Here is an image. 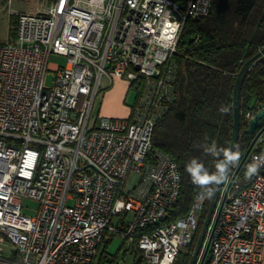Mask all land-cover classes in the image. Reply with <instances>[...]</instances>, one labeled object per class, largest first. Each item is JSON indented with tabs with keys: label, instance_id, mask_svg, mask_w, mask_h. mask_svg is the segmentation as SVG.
<instances>
[{
	"label": "built area",
	"instance_id": "obj_1",
	"mask_svg": "<svg viewBox=\"0 0 264 264\" xmlns=\"http://www.w3.org/2000/svg\"><path fill=\"white\" fill-rule=\"evenodd\" d=\"M212 2L47 0L16 13L0 44V264H97L114 236L136 245L143 264H174L193 243L208 195L167 219L182 174L153 150V135L173 100L183 26ZM117 79L136 100L127 116L101 114L97 98ZM248 160L257 170L235 178L214 227L215 213L204 264H264V135ZM132 172L140 179L130 189ZM25 199L38 202L31 214Z\"/></svg>",
	"mask_w": 264,
	"mask_h": 264
},
{
	"label": "trees",
	"instance_id": "obj_2",
	"mask_svg": "<svg viewBox=\"0 0 264 264\" xmlns=\"http://www.w3.org/2000/svg\"><path fill=\"white\" fill-rule=\"evenodd\" d=\"M263 47L264 0H213L209 15L188 18L183 26L174 54L173 100L155 125L153 150L168 153L178 163L182 174L178 203L168 215V220L187 214L198 191H204L208 200L193 243L174 264H189L217 187V183L206 187L193 184L186 165L195 158L210 174L216 173V164L223 160V156L209 153L206 149L212 145L217 150L229 149L233 130L234 84L244 63ZM262 107L264 56L251 68L243 85L241 133L235 150L239 152L240 160L231 165L228 178L235 172L252 141L245 132L250 121L246 114ZM248 167L249 160L238 178L249 177ZM132 248L134 264H143L142 251L136 245ZM104 260L113 261L114 258L103 252L99 254L97 264H103Z\"/></svg>",
	"mask_w": 264,
	"mask_h": 264
},
{
	"label": "rangeland",
	"instance_id": "obj_3",
	"mask_svg": "<svg viewBox=\"0 0 264 264\" xmlns=\"http://www.w3.org/2000/svg\"><path fill=\"white\" fill-rule=\"evenodd\" d=\"M47 0H0V44L7 43L13 36L12 28L15 26L16 13L18 11H33L39 8L44 9ZM52 65L56 63L64 64L65 58L63 56L52 55L50 57ZM54 72L49 71L47 76V85H51L54 78ZM116 84V83H115ZM110 87L107 90H102L97 98L96 107L101 114H105L109 107V101L106 95L115 89ZM121 98L119 103L124 107L133 105L136 100V91L134 89H128L127 82L121 87ZM140 179L139 174L132 172L129 176L127 187L133 188L138 184ZM24 211L31 214V209L38 206V202L34 199H25L23 202ZM28 206V207H26ZM105 252L109 258L113 257V261L104 260L103 264H134L135 252L131 245L124 241L119 236H114L109 240V237L102 243L99 254Z\"/></svg>",
	"mask_w": 264,
	"mask_h": 264
},
{
	"label": "water",
	"instance_id": "obj_4",
	"mask_svg": "<svg viewBox=\"0 0 264 264\" xmlns=\"http://www.w3.org/2000/svg\"><path fill=\"white\" fill-rule=\"evenodd\" d=\"M264 56V47L253 57L248 59L244 65L242 66L241 70L239 71L235 84H234V90H233V110H234V117H233V130H232V137L229 149L232 151H235L239 138L241 133V98H242V90L243 85L245 82V79L251 70V68L256 64V62L261 59ZM246 134L252 139L249 148L247 149L246 153L244 154L243 158L241 159L238 167L236 168L235 172L231 176V178H228V172L230 170V167L228 168V171L226 173V178L224 181L217 184L215 193L211 199L210 206L207 212V215L205 217L203 227L200 231L198 241L196 243L195 249L192 253L191 259L189 261V264H196L197 260L203 250L202 258L200 261V264H204L209 251H210V244L213 237V232L210 233L209 237L208 235V229L211 221L213 220V217L216 214V219L214 223V227L217 224V219L220 215L222 206L227 198L228 192L235 180V178L238 176L239 172L243 168L244 164L248 160L249 154L254 148L257 140L264 135V107L259 109L256 114L251 118L249 121V124L247 128L245 129ZM224 190V191H223ZM223 193V194H222ZM221 199V203L219 205L218 211L217 207L219 204V200ZM206 242V243H205ZM205 244V246H204ZM204 247V248H203Z\"/></svg>",
	"mask_w": 264,
	"mask_h": 264
},
{
	"label": "clouds",
	"instance_id": "obj_5",
	"mask_svg": "<svg viewBox=\"0 0 264 264\" xmlns=\"http://www.w3.org/2000/svg\"><path fill=\"white\" fill-rule=\"evenodd\" d=\"M209 153H215L217 156H223V160L216 164V173L210 174L204 165L197 159H192L186 165V171L190 175L193 184L206 187L213 183H220L225 180L226 173L229 166L237 164L240 160V154L238 151H232L230 149L217 150L215 145L206 149ZM257 167L255 164L249 165L248 173L252 174L256 172Z\"/></svg>",
	"mask_w": 264,
	"mask_h": 264
},
{
	"label": "crops",
	"instance_id": "obj_6",
	"mask_svg": "<svg viewBox=\"0 0 264 264\" xmlns=\"http://www.w3.org/2000/svg\"><path fill=\"white\" fill-rule=\"evenodd\" d=\"M127 81L124 79H117L114 84L111 86H116L114 87L115 89H112L107 95L106 97L108 98L109 101V107L107 108V111L104 115H108V116H127L129 114V110L130 107H126L124 108L120 103V94H121V87L124 86V84ZM116 83V84H115ZM128 86V83H127ZM110 87H108L107 89H109ZM105 89V90H107ZM129 89V86H128Z\"/></svg>",
	"mask_w": 264,
	"mask_h": 264
}]
</instances>
